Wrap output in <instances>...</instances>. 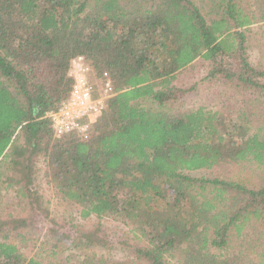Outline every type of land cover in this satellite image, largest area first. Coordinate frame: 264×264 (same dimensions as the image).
I'll use <instances>...</instances> for the list:
<instances>
[{
    "label": "trees",
    "instance_id": "1",
    "mask_svg": "<svg viewBox=\"0 0 264 264\" xmlns=\"http://www.w3.org/2000/svg\"><path fill=\"white\" fill-rule=\"evenodd\" d=\"M250 2L245 14L239 0H0V196L12 191L17 212L0 218V264H264V71L239 31L264 23V0ZM78 57L114 95L85 135L56 138L50 114ZM197 62L220 108L180 107L198 85L176 76ZM41 161L91 227L43 207ZM223 166L251 180L188 175ZM231 234L241 252L214 255Z\"/></svg>",
    "mask_w": 264,
    "mask_h": 264
},
{
    "label": "rangeland",
    "instance_id": "2",
    "mask_svg": "<svg viewBox=\"0 0 264 264\" xmlns=\"http://www.w3.org/2000/svg\"><path fill=\"white\" fill-rule=\"evenodd\" d=\"M194 3H197V0H191ZM252 0H239L240 6L242 7L245 14L250 13V4ZM241 33L245 36V47L247 51L248 61L251 65H253L257 70L264 71V23L261 24H254L250 27L239 29ZM201 63V62H200ZM197 62L196 66L190 70H184L178 74V84L185 88L190 89L193 85L197 84L198 86L195 89L190 90V92L184 98L183 103L180 105L182 109H195L198 106H204L205 108L213 103L214 107L220 108L223 105L224 99H218L216 97L217 91H223L222 87H220L216 83H207L206 81H200L203 79V76L208 72V65L207 63L200 64ZM200 81V82H196ZM90 82L92 84V92L95 97H98L100 93L103 94V86L102 82L92 76L90 78ZM177 84V82H176ZM192 91V92H191ZM236 100V99H235ZM144 106L146 107H156V104L151 103L150 101H145ZM236 106L234 103L230 104L229 109H232ZM237 107V106H236ZM258 132L257 126H255L250 134H256ZM39 168L38 177L36 180L37 187L36 189L39 190V194L42 195L43 207H46L48 212L52 215L53 218L57 217H66V218H75L76 222L85 227H91L92 222H95V217L90 218L88 220H81L78 217V209L75 207H71L68 205H61L60 202L55 198L54 190L51 184L48 183L45 172H44V165L39 162L37 164ZM191 177H205V178H228L231 180L239 179V178H246L251 180L252 172L247 167L242 166H223L219 167L213 171H201V172H194L188 173ZM12 191L2 192L0 196V218L1 220H7V216L12 213L13 215L17 214L14 211V207L16 206V200L12 196ZM9 213V214H8ZM35 214V213H33ZM33 214L26 212L21 214V216L27 217L28 220L32 219ZM32 221V220H31ZM124 229L131 231V226L125 227ZM254 239L256 237H253ZM19 237H11V241L16 242L18 241ZM241 238L235 237L234 234H231L228 243L225 248L223 249H210L211 252L216 256H228L233 251L241 252L240 243ZM264 246V242H262ZM248 247V245L246 246ZM42 251H45L40 246H35L34 250L29 252L28 248L24 249L25 256L31 258L33 255L38 254L41 256ZM230 253V254H228ZM45 253L42 254L44 256ZM62 256L66 255L64 251L61 253ZM37 256V257H39ZM105 256L109 259H120L121 255L118 253H106Z\"/></svg>",
    "mask_w": 264,
    "mask_h": 264
},
{
    "label": "built area",
    "instance_id": "3",
    "mask_svg": "<svg viewBox=\"0 0 264 264\" xmlns=\"http://www.w3.org/2000/svg\"><path fill=\"white\" fill-rule=\"evenodd\" d=\"M90 68L87 62L78 57L70 62L68 76L73 80L69 100L55 113L50 114L53 134L56 138L71 132L85 135L88 127L99 117L104 102L114 95L111 82H102L103 94L95 97L92 84L88 81ZM106 76V74H104Z\"/></svg>",
    "mask_w": 264,
    "mask_h": 264
}]
</instances>
